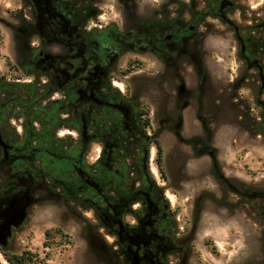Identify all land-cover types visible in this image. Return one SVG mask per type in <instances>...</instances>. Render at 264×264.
Returning <instances> with one entry per match:
<instances>
[{"label":"rangeland","instance_id":"374dc122","mask_svg":"<svg viewBox=\"0 0 264 264\" xmlns=\"http://www.w3.org/2000/svg\"><path fill=\"white\" fill-rule=\"evenodd\" d=\"M60 1L86 29L145 28L165 16L181 21L193 16L179 8V3L192 0ZM194 1L197 12L213 3ZM220 1L232 5L224 19L216 16L218 4L212 16L199 21L202 38L193 51L203 59H178L165 66L152 56L128 53L116 62L110 84L120 95L128 90V97L148 111L145 133L150 138L147 142L134 138L113 167L123 173L140 166L141 160L147 165L148 178L166 207L168 233L181 249L172 254L170 264H264V134L258 131L264 94L255 100L257 74L264 70V0ZM40 2L0 0V110L15 127V142L0 137V148L14 145L17 155L13 166L0 167V264H9L4 252L24 250L37 253L34 264H138L137 256L125 260L108 232L111 213L97 193L100 190L103 197L109 193L107 182L99 176L96 192L71 170L84 169L85 163L93 166L100 146L89 145L81 163H76L82 149L75 117L68 120L71 110L60 94L44 96L53 86L36 60L29 59L42 27L35 20ZM230 23L248 39V66L239 59ZM45 48L50 56L64 54L55 43ZM252 61L258 62V72ZM152 138L162 148V172L155 163L156 151L148 144ZM212 149L218 171L209 156ZM53 159L59 164L56 170ZM226 181L259 191L260 198L243 200L225 189ZM134 183L140 185L137 179ZM125 191L120 192L127 195ZM19 211L20 219L15 217ZM7 219L13 224L4 229ZM51 229L68 235L71 244L60 245L61 239L54 236L50 248H45V233Z\"/></svg>","mask_w":264,"mask_h":264},{"label":"flooded vegetation","instance_id":"af4514ba","mask_svg":"<svg viewBox=\"0 0 264 264\" xmlns=\"http://www.w3.org/2000/svg\"><path fill=\"white\" fill-rule=\"evenodd\" d=\"M27 1L35 3V0ZM38 5L42 6L35 10V20H40L42 27L35 36L38 44L31 49L33 55L29 59H35L36 67H41L40 72L47 84L53 86L50 88L53 95L60 94L61 100L68 103L71 110L68 120L75 117L77 128L74 131L82 149L76 163H81L84 150L89 145L94 143L101 148L93 166L88 167L85 163L86 170L85 166L84 169L73 167L71 170L76 172L79 181L88 189L97 190L99 176L107 182L109 193L105 197L100 190L96 192L111 213L106 221L108 232L116 238L126 261L129 255H133L137 256L138 264H170L172 254L181 249L168 233L170 222L166 207L161 205L159 190L148 178L147 165L141 160L140 166L125 169L123 173H118L113 167L118 163L119 156L124 155L117 150L120 146L132 143L134 138L148 141L143 138L139 128L142 127V106L134 98L128 97V90L120 95L110 84L116 62L128 53L152 56L165 66L174 65L178 59H203L199 51H193L202 38L198 32L199 19L191 16L189 21H181L165 16L145 28L137 25L130 29H117L113 25H99L86 29L81 20H77L79 16L69 13L60 0H43V3L41 0ZM231 6L227 2L220 3L217 18L224 19L223 13ZM230 25L239 46V59L248 66L251 60L246 55L248 39ZM50 43L61 47L64 54L47 55L45 47ZM252 62L258 72V62ZM257 79L259 97H255V100L259 102L264 87L262 70L257 74ZM54 96L53 100H57ZM4 116L0 110V137L13 144L15 127H10V119L5 120ZM110 116H113V120L108 121V132L104 135L95 132V125L103 122L102 118ZM0 149V167L8 165L10 168L17 158L14 145ZM141 151L143 155L144 149ZM98 173L99 176L96 175ZM125 173L137 174L139 177L135 179L140 185L134 183L135 179H127ZM117 181H123V188L128 189L127 195L123 192L119 194ZM60 197L64 199L63 195Z\"/></svg>","mask_w":264,"mask_h":264},{"label":"trees","instance_id":"16d2710c","mask_svg":"<svg viewBox=\"0 0 264 264\" xmlns=\"http://www.w3.org/2000/svg\"><path fill=\"white\" fill-rule=\"evenodd\" d=\"M212 1H213V3L209 4L208 8L205 11H199V12L195 11L196 2L194 0H192L190 4L179 3V8H181L180 12L182 13L183 11L188 10L193 16H196L199 19V21H201L205 17L212 16L213 11H215L218 4L221 3V1L219 2V0L218 1L212 0ZM176 20H178V19L176 18ZM263 72H264V70H263ZM51 92H52V90L46 89L44 96H47ZM262 94H264V87H263ZM141 116H142V130H143V132L141 134H142L143 138L145 137L148 139L150 137H148L145 133L146 128H148V126H149L148 111L143 110ZM110 119L113 120V116H110L109 118H106V119L102 118L101 120H104V121L99 123V124H96L94 127V131L100 132L103 135L106 134L108 132L107 125H108V121H110ZM258 131L264 134V111H263L260 123L258 124ZM150 140H152V141H150ZM148 144H152V147L155 149V151H156L155 163L157 165V169L162 172L161 166H160L161 157H162L161 145H160L158 140H156V139L153 140V138L149 139ZM52 145H53L52 147L55 146L54 148L57 147V144L56 145L52 144ZM127 145L128 144L126 143L125 145L120 146L117 150L118 151H126ZM57 148H61L60 145H58ZM212 152L213 153H210L209 156L212 160V165H213L214 170L218 171V161H217L216 156H215V152H216L215 149H212ZM56 161L57 160H55V159L52 160L53 170H56L58 168L59 164ZM51 173H54V172H51ZM96 175L99 176V173ZM160 175L163 176V174H160ZM224 182H225V180H224ZM116 183H117L116 186L118 187L117 191L120 194V191H122V188H123V181H120V182L117 181ZM225 189H228L229 191L233 192L235 195L239 196V198H241L243 200H253L256 198H260L259 197L260 196L259 191L253 190V189H251V188H249L243 184H239L238 186H234L231 183L226 181ZM125 193L126 194L128 193L127 189H126ZM121 197H123V196H121ZM117 199H119V197ZM114 200H115V198H114ZM54 236H59V238L61 239L60 245L71 244V239L68 235L63 234L59 229H51V230L46 231V233H45V242L43 243L45 248H50L49 242H50V240L53 239ZM3 255H4L5 260L9 264H34L38 258L37 253H32V252L27 251V250H24L20 254H10V253L4 252Z\"/></svg>","mask_w":264,"mask_h":264},{"label":"water","instance_id":"95a60500","mask_svg":"<svg viewBox=\"0 0 264 264\" xmlns=\"http://www.w3.org/2000/svg\"><path fill=\"white\" fill-rule=\"evenodd\" d=\"M15 217L18 218V219H20V218L22 217V212L19 211V212L16 214ZM11 224H13L12 221H8V219H7V221L5 222L3 228L6 229V228L9 227Z\"/></svg>","mask_w":264,"mask_h":264}]
</instances>
